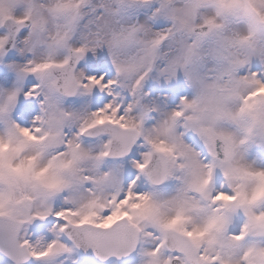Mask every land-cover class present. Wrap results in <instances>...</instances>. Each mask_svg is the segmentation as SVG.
Instances as JSON below:
<instances>
[{"label":"snow or ice","instance_id":"snow-or-ice-1","mask_svg":"<svg viewBox=\"0 0 264 264\" xmlns=\"http://www.w3.org/2000/svg\"><path fill=\"white\" fill-rule=\"evenodd\" d=\"M0 264H264V0H0Z\"/></svg>","mask_w":264,"mask_h":264}]
</instances>
